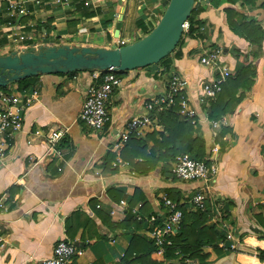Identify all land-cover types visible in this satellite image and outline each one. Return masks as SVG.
Instances as JSON below:
<instances>
[{"label": "crops", "instance_id": "1", "mask_svg": "<svg viewBox=\"0 0 264 264\" xmlns=\"http://www.w3.org/2000/svg\"><path fill=\"white\" fill-rule=\"evenodd\" d=\"M11 1L16 4L11 12L6 10L7 2H1L0 55L34 44L30 40L14 43L12 39L13 34L28 31L30 26L37 30L35 38H40L41 31L47 38L51 36L48 46L53 41L78 47L129 44L156 25L168 3L99 0L88 7H61ZM227 7L238 16L229 15ZM195 8L204 30L199 38H185L178 53L170 56L169 73L187 81V98L198 120L192 125L193 136L202 137L205 160L212 157L217 167L205 193L207 224L224 232L225 242L233 251L220 258L211 253L206 264H264L256 257V250L264 248V0L243 6L239 2L231 6L225 0H198ZM251 26L255 29L247 31ZM215 45L222 48V62L231 75L245 66L251 74V85L238 89L235 96L242 94L241 100L222 115L226 124L217 129L211 126L210 107L198 101L202 85L211 77L199 58ZM159 69L148 66L119 77L120 85L112 90L106 104L109 122L100 131L76 120L92 81L91 72L35 76L30 89L37 90L38 98L22 112L21 129L13 135L7 157L0 162V264H39L52 255L56 242L64 237L81 251L73 264H121L131 237H146L147 231L160 222L167 193L178 194L183 202L204 186L203 182L175 178L170 173L173 161L168 163L167 159L158 162L155 169L139 173L120 158L117 152L122 146L114 148L125 122L146 114L145 102L164 92L167 78L159 76ZM7 87L16 90L15 83ZM230 92L227 86L225 95L230 97ZM63 127L67 132L48 148L46 134ZM160 130L152 120L133 138L145 141L150 148L152 134ZM214 146L217 151L211 153ZM113 152L116 156L108 165V153ZM117 157L125 166L112 165ZM135 190L137 200L130 207L131 215L135 216V211L144 221L140 227L137 223L120 227ZM97 210L107 223L98 220ZM75 212L95 221L92 231L96 235L82 243L79 231L72 239L65 231L66 219ZM154 216L157 222L150 220ZM215 244L221 247L223 243L217 240Z\"/></svg>", "mask_w": 264, "mask_h": 264}, {"label": "built area", "instance_id": "2", "mask_svg": "<svg viewBox=\"0 0 264 264\" xmlns=\"http://www.w3.org/2000/svg\"><path fill=\"white\" fill-rule=\"evenodd\" d=\"M2 1L0 0V11L2 10ZM7 2L6 10L12 11L16 8L15 2L5 0ZM31 2L35 5L49 3L61 7H70L71 5L82 4L84 7L95 4L99 0H23ZM198 0H195L194 6ZM22 12V11H21ZM188 28V22L183 25V30ZM204 27L200 28L203 31ZM41 31V30H40ZM37 30L34 26H30L28 31L13 34L14 43L22 41H33L34 44L25 46H42L47 45L49 38L46 33L41 31L40 38L33 36ZM53 40V37H52ZM48 46V45H47ZM199 61L202 65L209 68L211 77L202 85L201 93L198 101L204 107H208L211 101H214L216 96L221 92L222 85L231 76V71L222 62V48L215 45L208 47L201 54ZM116 70H93L91 72L92 81L85 90V99L77 114V121L83 124L86 128L93 131H100L105 124L109 122V115L106 109L109 96L112 90L120 85V78L116 75ZM187 81L181 75L172 72L166 81L164 92L155 100L145 102L144 108L146 114L131 117L125 122L122 131L118 134L114 148H120L129 139L138 134L140 128L150 125L153 118L151 112H161L174 105L175 100H178V114L185 121L195 126L198 122L195 110L189 105L186 93ZM38 98V92L35 89L28 91L13 90L10 92H0V162L7 157L9 149L12 145L13 135L21 129L23 124V111L25 107L35 102ZM226 124L223 118L212 121L211 126L215 129ZM68 128H58L46 134L45 143L48 148L54 146L67 132ZM217 151V146L210 149L211 153ZM113 166L122 165L125 163L119 158H116ZM171 174L178 180L184 182H203L204 186L190 195L185 201L186 206L191 211H204L205 193L209 188L210 181L217 173V167L212 157L205 161H196L187 153L176 156L170 167ZM181 202V203H183ZM123 204V201H120ZM163 204L166 211L160 218L151 217L152 222L160 221L150 228L146 233V238L151 240L155 247L153 252L157 256H163L166 249L171 246V238L177 233L179 224L182 218V212L177 208V204L163 197ZM98 207V205L96 206ZM136 220H141V217L134 211ZM81 254L77 246L68 238L64 237L58 240L52 250V255L48 258L41 259L39 264H73L74 258ZM170 262H165L167 264ZM88 264H93L89 262Z\"/></svg>", "mask_w": 264, "mask_h": 264}, {"label": "trees", "instance_id": "3", "mask_svg": "<svg viewBox=\"0 0 264 264\" xmlns=\"http://www.w3.org/2000/svg\"><path fill=\"white\" fill-rule=\"evenodd\" d=\"M217 3L219 0H215ZM222 1V0H220ZM253 0H225L228 4L233 6L239 2L241 6L251 3ZM195 6H193L191 13L187 19L188 28L183 32L180 40L170 54L161 59L156 67H159V76L165 75L169 77L170 73V56L177 54L178 48L184 42L185 38H199L202 35L200 28L203 27V21L195 14ZM229 15H237V12L232 7H227ZM247 31L252 32L255 28L247 27ZM152 29V28H151ZM151 29L146 30L144 35L149 33ZM124 45L120 44L119 46ZM93 71V70H92ZM89 71V72H92ZM79 71L70 72L65 75H72ZM127 71H117L116 75L122 76ZM64 75V74H61ZM159 77L158 75H156ZM251 74L245 66L235 76L231 75L222 85L221 92L216 96L214 101L208 105L210 107L209 119L211 121L219 120L222 115L231 112L241 100L242 94L235 96L238 89H248L251 85ZM36 77L22 79L15 83L17 91H28L33 85ZM231 89V96L225 95L226 87ZM11 88H0V92H10ZM228 101L223 103L222 109L219 110L222 102L226 98ZM179 105L178 100H175L174 105L161 112H151V118L156 121V124L161 127L159 132H154L152 135V146L148 148L145 141L135 138H129L121 149L118 150L120 158L127 162L135 171L139 173H147L158 165V162L165 159L168 163L174 161L176 156L187 153L192 159L196 161H205V142L200 135L193 136V126L184 120L178 114ZM108 122L105 124V126ZM104 126V127H105ZM158 135V138L156 137ZM107 164L114 160L116 153H108ZM171 173V172H170ZM136 190L129 200V208L127 209V216L120 227H127L132 223L142 224L144 220H136L135 216L131 215V208L136 203ZM167 198L177 204V208L182 212L181 222L177 233L172 236V244L168 247L163 256H157L153 252L155 247L151 240L146 237L133 235L131 237L128 248L121 260V264H164L165 262H185L197 261L199 264H206L207 259L213 253L216 258L223 257L224 255L232 252L229 244H226V235L218 226L214 224H207L209 220L208 212L204 211H191L186 204L181 203V197L178 194H166ZM101 210L96 211L98 220L102 223H107L100 214ZM105 212V211H103ZM106 213V212H105ZM227 215H224L226 218ZM109 221V220H108ZM109 223V222H108ZM95 221L86 217L81 212L73 213L65 222V231L67 236L72 239L79 231V241L82 243L86 239L94 237L96 234L93 230ZM141 226V225H140ZM139 226V227H140ZM264 227V222H262ZM217 240L222 241V246L219 247L215 244ZM256 257L259 262H264V248L256 250Z\"/></svg>", "mask_w": 264, "mask_h": 264}, {"label": "water", "instance_id": "4", "mask_svg": "<svg viewBox=\"0 0 264 264\" xmlns=\"http://www.w3.org/2000/svg\"><path fill=\"white\" fill-rule=\"evenodd\" d=\"M194 2L168 0L151 31L129 44L111 48L68 44L28 46L0 55V88L37 75L105 69L132 71L155 65L170 54L180 40ZM117 33L115 31V36Z\"/></svg>", "mask_w": 264, "mask_h": 264}, {"label": "rangeland", "instance_id": "5", "mask_svg": "<svg viewBox=\"0 0 264 264\" xmlns=\"http://www.w3.org/2000/svg\"><path fill=\"white\" fill-rule=\"evenodd\" d=\"M62 43H63V41H62ZM50 44H52V45H58L59 43L58 42H50ZM0 54H2V51H0ZM151 66H155V65H151ZM167 78V77H166ZM177 261V260H176ZM176 261H171L170 263H176Z\"/></svg>", "mask_w": 264, "mask_h": 264}]
</instances>
